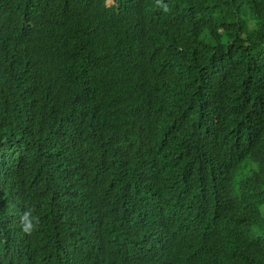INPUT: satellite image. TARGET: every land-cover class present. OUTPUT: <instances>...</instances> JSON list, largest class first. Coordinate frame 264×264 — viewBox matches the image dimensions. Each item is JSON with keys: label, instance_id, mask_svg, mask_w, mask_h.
<instances>
[{"label": "trees", "instance_id": "16d2710c", "mask_svg": "<svg viewBox=\"0 0 264 264\" xmlns=\"http://www.w3.org/2000/svg\"><path fill=\"white\" fill-rule=\"evenodd\" d=\"M198 196L264 264V0H0V264H177Z\"/></svg>", "mask_w": 264, "mask_h": 264}, {"label": "clouds", "instance_id": "9594fccd", "mask_svg": "<svg viewBox=\"0 0 264 264\" xmlns=\"http://www.w3.org/2000/svg\"><path fill=\"white\" fill-rule=\"evenodd\" d=\"M125 134V133H124ZM131 136L137 141L133 132ZM124 138L127 137L124 135ZM146 156V155H144ZM149 167V166H148ZM144 167V168H148ZM139 171L143 173V168H139ZM200 196L191 200L182 212L175 217L177 220L175 224L176 230L173 232L175 238V244L177 249L182 253L179 256L177 264H207L209 261L217 262L211 251L203 243V238L212 237L219 233L214 226H209L212 223V219L206 217L204 214L199 213ZM157 211L153 214L151 228L154 225ZM27 216V213H25ZM159 230L154 231L152 238L157 237ZM193 253L203 262L191 263L189 257L185 254ZM64 255H62L63 257Z\"/></svg>", "mask_w": 264, "mask_h": 264}]
</instances>
